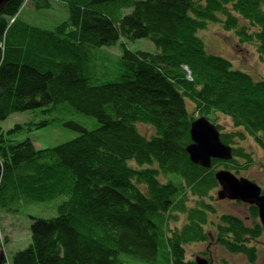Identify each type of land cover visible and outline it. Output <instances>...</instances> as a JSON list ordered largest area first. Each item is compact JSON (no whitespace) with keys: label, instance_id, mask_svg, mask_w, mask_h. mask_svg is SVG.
<instances>
[{"label":"trees","instance_id":"obj_1","mask_svg":"<svg viewBox=\"0 0 264 264\" xmlns=\"http://www.w3.org/2000/svg\"><path fill=\"white\" fill-rule=\"evenodd\" d=\"M51 1L30 3L41 11ZM53 1L69 15L50 30L20 17L23 0H9L0 14V208L56 210L50 218L31 215L30 244L10 259L0 253L1 264H193L186 249L208 234L253 263L252 240L264 233L257 207L248 205L251 225L230 214L209 221L214 174L235 159H213L210 169L191 162L186 146L194 119L186 101L220 132L216 114L231 119L239 130L221 132L224 143L246 133L264 150V79L208 53L198 35L220 26L253 45L264 65V0ZM144 38L155 52L128 48ZM116 46L114 78L93 79L96 54ZM60 103L93 117L95 128L65 122L76 138L37 149L17 138L49 122L1 126L13 113ZM140 124L152 128L149 137ZM233 150L246 170L252 158Z\"/></svg>","mask_w":264,"mask_h":264},{"label":"rangeland","instance_id":"obj_2","mask_svg":"<svg viewBox=\"0 0 264 264\" xmlns=\"http://www.w3.org/2000/svg\"><path fill=\"white\" fill-rule=\"evenodd\" d=\"M30 1L31 0H23V8L20 16L30 25L50 30L68 18V9L65 4L60 1L52 0L51 8L41 11L33 9ZM198 35L203 41L208 53L229 60L234 69L248 73L256 80L264 79V65L260 62L253 45L239 43L233 32H226L222 27L215 24H211L207 31L199 32ZM127 46L132 50L143 49L152 52L156 51L154 44L146 38L128 41ZM120 55L121 50L118 46L110 49L105 48L103 51L97 53L95 59H93V63L90 65L91 77L101 82L112 80L115 76L114 66L118 64ZM194 106L192 100L188 99L186 101L188 111L192 113L191 116L193 119H196L199 115L196 112L193 113ZM42 121H47L49 123L38 129H34L35 126H31L34 130L24 131L17 140L24 141L29 139L37 149L51 148L72 140L79 135L76 131L65 127V122H77L84 128L90 130L94 129L97 124V121L93 117L85 116L73 110V108L68 106L67 103H60L55 105L52 110L50 109L48 111H44L42 108H36L33 110L13 113L1 123V126L4 129H8L14 124H25L30 122H34L35 124ZM214 122L221 127V132L229 133L239 130L233 125L229 117L222 114H216ZM139 128L146 137H149L152 133V128L150 126H142L140 124ZM191 128L192 126L190 125V139ZM226 145L231 146L232 149H236L237 151L238 149H242L244 153L250 155L252 163L246 170H242V163L245 159L233 154L232 159L229 160V162L234 159L235 162L228 165L227 161L228 166L222 165L218 170L232 172L235 177L248 179L263 189L264 151L254 138L244 133L243 139H234L233 143ZM233 151L234 150H232V153ZM244 165L246 164L244 163ZM158 176L160 180L165 179L162 174ZM1 178L2 171L0 168V181ZM176 179L177 178H174L175 184L177 183ZM217 184L218 188L210 194L214 200L208 199L211 206L215 209V213L208 217L209 221L212 220L218 222L222 215L230 214L243 219L248 225H251L253 219L249 218V206L242 202L228 200L227 197L222 199L218 198L217 192L220 190L218 181ZM193 202L194 201L192 200L190 203L193 204ZM31 215L41 218H50L56 215V210L53 206L49 205L46 208L43 206H23L20 212H13L12 214L0 208V245L3 247L1 248L0 253L2 256H4L5 253V256L10 259L15 252L25 249L30 244V226L32 224ZM260 226L262 227V225ZM210 230L211 229H208L206 231L210 232ZM262 232H264L263 227ZM208 237L209 239L207 242L193 243L187 247V260L194 261L195 257L201 256L218 264H249L246 258L242 255L228 252L222 246L217 244L213 234H208ZM252 244L257 247V257L251 264H264V233L257 240H252ZM202 253L207 255L205 256Z\"/></svg>","mask_w":264,"mask_h":264},{"label":"water","instance_id":"obj_3","mask_svg":"<svg viewBox=\"0 0 264 264\" xmlns=\"http://www.w3.org/2000/svg\"><path fill=\"white\" fill-rule=\"evenodd\" d=\"M8 1L0 0V14ZM191 126L192 143L186 146V152L193 164L208 169L211 168L212 159L222 161L232 159V148L221 141L218 129L208 119L200 116L191 123ZM215 178L221 188L217 192L218 198L227 197L230 200L256 206L260 223L264 229V194L261 188L247 179L236 178L235 175L226 170L216 173ZM1 259L2 256L0 255V264ZM194 264L218 263H213L204 257H196Z\"/></svg>","mask_w":264,"mask_h":264},{"label":"bare ground","instance_id":"obj_4","mask_svg":"<svg viewBox=\"0 0 264 264\" xmlns=\"http://www.w3.org/2000/svg\"><path fill=\"white\" fill-rule=\"evenodd\" d=\"M200 167H201V166H200ZM201 168H204V167H201ZM208 169H210V168H208ZM218 171H219V170H217V171L215 172V174L218 173ZM215 174H214V175H215Z\"/></svg>","mask_w":264,"mask_h":264}]
</instances>
